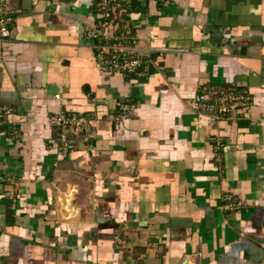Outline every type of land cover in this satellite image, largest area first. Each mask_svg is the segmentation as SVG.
<instances>
[{
	"label": "crops",
	"instance_id": "obj_1",
	"mask_svg": "<svg viewBox=\"0 0 264 264\" xmlns=\"http://www.w3.org/2000/svg\"><path fill=\"white\" fill-rule=\"evenodd\" d=\"M12 4L0 264H264V0H130L135 74L97 65L101 0ZM208 91L251 105L211 116L193 105ZM63 113L91 124L67 153Z\"/></svg>",
	"mask_w": 264,
	"mask_h": 264
},
{
	"label": "built area",
	"instance_id": "obj_2",
	"mask_svg": "<svg viewBox=\"0 0 264 264\" xmlns=\"http://www.w3.org/2000/svg\"><path fill=\"white\" fill-rule=\"evenodd\" d=\"M130 0H101L99 20L91 33L98 67L107 72H124L135 74L144 67V58L136 49V36L127 18ZM126 7V8H125ZM15 21L12 0H0V42L12 35ZM193 105L195 109L215 117H228L239 110H247L251 105V96L245 92L208 91L197 93ZM123 112L133 110V105H120ZM11 112L10 108L0 105V120ZM54 124H60V148L67 153L75 149L71 135L82 132L91 135V124L88 117L79 114H61ZM227 207L240 209L244 206L241 200H231Z\"/></svg>",
	"mask_w": 264,
	"mask_h": 264
},
{
	"label": "water",
	"instance_id": "obj_3",
	"mask_svg": "<svg viewBox=\"0 0 264 264\" xmlns=\"http://www.w3.org/2000/svg\"><path fill=\"white\" fill-rule=\"evenodd\" d=\"M213 36H215L216 38H219L221 36V31H215L213 32ZM54 89L53 86L50 87V91ZM53 91H51L52 93Z\"/></svg>",
	"mask_w": 264,
	"mask_h": 264
},
{
	"label": "trees",
	"instance_id": "obj_4",
	"mask_svg": "<svg viewBox=\"0 0 264 264\" xmlns=\"http://www.w3.org/2000/svg\"><path fill=\"white\" fill-rule=\"evenodd\" d=\"M128 11H130L129 9L127 10V14H124V16H122L121 18H126L127 16H128V14H129V12Z\"/></svg>",
	"mask_w": 264,
	"mask_h": 264
}]
</instances>
